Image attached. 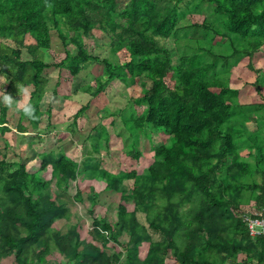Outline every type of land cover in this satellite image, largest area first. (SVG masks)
I'll return each mask as SVG.
<instances>
[{"label": "trees", "instance_id": "16d2710c", "mask_svg": "<svg viewBox=\"0 0 264 264\" xmlns=\"http://www.w3.org/2000/svg\"><path fill=\"white\" fill-rule=\"evenodd\" d=\"M202 14L207 15L202 24L179 27L188 16ZM97 28L110 40L111 58L103 61L91 56L83 42ZM197 30L202 36L194 38ZM52 32L65 54L57 64L43 59L42 51L52 47ZM169 40L178 55L176 65L165 47ZM0 41L12 44L0 43L1 96L6 92L18 100V86L33 89L27 102L35 119L19 110L20 133L27 132L25 121L34 131L43 118L48 132L53 127L52 109H41L46 70H66L75 78L89 64H102L104 76L83 89L92 99L115 80L145 88L116 114L131 141L126 156L143 157L141 133L147 139L159 132L169 137L168 145L153 147L154 161L144 175H113L101 168L93 155L100 154L102 137L109 141L105 129L90 136L91 151L83 163L40 154V171L51 169L57 190L67 192L83 171L102 180L106 191L121 195L116 224L93 220L92 237L101 246L82 240L77 226L62 235L54 225L70 217L49 181L29 173L21 162L0 161L2 257L14 256L16 264H46L54 248L66 264H165L169 254L177 264H264V237L252 238L240 217L246 209L264 207V74L255 69L264 58V0H0ZM23 51L31 60L22 59ZM241 63L259 74L249 91L259 101L231 87L232 70ZM88 109L81 108L76 118ZM7 113L0 104L3 134L10 131ZM126 182H132L129 189ZM86 191L93 216L99 194L94 188ZM86 191L76 188L75 201L83 203ZM137 214L145 216L147 226ZM124 234L126 244L119 241ZM144 244L149 247L141 259ZM242 255L245 260L238 262Z\"/></svg>", "mask_w": 264, "mask_h": 264}, {"label": "rangeland", "instance_id": "374dc122", "mask_svg": "<svg viewBox=\"0 0 264 264\" xmlns=\"http://www.w3.org/2000/svg\"><path fill=\"white\" fill-rule=\"evenodd\" d=\"M206 19L207 15L204 14L190 15L179 27L189 24H202ZM201 34V31L197 30L193 37L199 38L202 36ZM51 38L52 47L49 51H42L44 54L43 59L47 64H57L65 58L63 45L56 32H52ZM83 42L91 56L101 61L111 58L110 40L98 28L89 37L83 38ZM0 43L12 45L9 41H0ZM165 47L171 51L174 65L178 64L179 60L174 41H167ZM72 51L76 52L75 49H72ZM119 56L123 58L122 55ZM22 59L24 61L31 60L27 51H23ZM255 69L264 74V58L256 61ZM104 73L105 67L102 64H89L79 76L75 77V85L73 86V81H70L72 77L68 71H60L55 68L46 70L44 76L48 78L49 82L46 92L50 95V99L47 96L45 97L41 109L44 112L48 108L53 109L54 107L55 109L51 113L53 122L51 131L48 132L46 130V119L43 118L39 131H34L30 124L25 121L23 125L27 128V132L24 134L20 133L17 129L19 110L8 108L7 120L10 131L6 134L0 132V161L8 163L21 162L27 167L29 173H39L45 181H49L50 189L56 195L57 203L65 206L70 217L69 220H58L54 228L60 230L62 235H66L71 226H77L81 239L89 243L94 242L92 237L94 219H104L109 224L117 223V212L121 195L106 191L102 180L90 178L88 176L89 173H83V171H81L78 181L69 185L67 192L57 190L56 181L52 179L51 169L49 168L44 172L40 171V154L54 153L57 156L64 155L77 163H83L86 161L85 154L91 151L90 136L100 129H105L109 134V141L106 143L105 138L102 137L99 144L100 154L93 155L101 165V168L113 175L130 171H136L138 174L144 175L154 161L153 147L169 144V137L166 134L162 132L152 134L149 130L147 132L152 134L150 139L145 138L143 133L140 134L138 151L142 152L143 157L135 161L126 156L124 149L131 141L128 139V134L123 128L120 117L116 114L128 109L132 100L140 97L142 90L145 88L139 86L126 87L118 80H115L110 83L105 93L99 95L96 99H92L83 89L87 86L94 87L95 79L103 77ZM232 74L234 78L232 79L231 87L242 90L244 95L249 96V99L259 101L256 93L249 92L250 86L255 83L259 74L249 70L243 63L235 66ZM67 81L69 82L67 83ZM58 82H60L61 86L57 89ZM142 83L145 84L146 88L151 86V83L145 78L142 79ZM169 84L172 86L170 81ZM3 85L4 79L2 78L0 79V96ZM3 89H5V86ZM27 89L28 95L27 97H20L22 100H27L33 90L30 86ZM55 90L58 94L57 97L53 94ZM64 95V99L75 95V100L72 99L73 107H64L65 100L61 99ZM87 105H89V109L82 116L76 118L77 112ZM136 110L141 114L143 109L138 107ZM247 126L250 130L255 129L254 124L250 122L247 123ZM242 154L244 157L248 156L247 152ZM256 180L260 183L261 178L256 177ZM131 184L132 182H126L124 186L129 189ZM76 188L82 191L94 188L95 192L99 194L98 204L94 208L93 216L89 213L91 204L88 201V192L86 191L84 195L83 203H78L75 201ZM127 208L132 212L134 205L129 203ZM137 218L141 224L147 226L143 214H137ZM153 240L159 241L160 238L153 236ZM119 241L122 244H126L128 237L124 234L119 238ZM94 243L97 246L102 245L99 240ZM148 247V244H144L141 247V259L145 258ZM108 248L112 251L115 245L110 243ZM108 253L110 254L111 252L108 250ZM245 258V255L240 256L238 262H243ZM121 260L122 262L125 261V255L122 256ZM0 264H16L15 257H2L0 255ZM46 264H66V259L56 249L52 248L51 254L46 258ZM165 264L177 263L172 258V255L169 254Z\"/></svg>", "mask_w": 264, "mask_h": 264}, {"label": "built area", "instance_id": "2783aa9c", "mask_svg": "<svg viewBox=\"0 0 264 264\" xmlns=\"http://www.w3.org/2000/svg\"><path fill=\"white\" fill-rule=\"evenodd\" d=\"M240 217L247 226L252 238L264 237V207L256 210L255 208L246 209Z\"/></svg>", "mask_w": 264, "mask_h": 264}, {"label": "clouds", "instance_id": "9594fccd", "mask_svg": "<svg viewBox=\"0 0 264 264\" xmlns=\"http://www.w3.org/2000/svg\"><path fill=\"white\" fill-rule=\"evenodd\" d=\"M18 90L22 96L27 97L28 89L26 87L20 85L18 86ZM0 104L10 109L15 108L16 110H20L26 117L35 119L33 106L28 103L27 100H22L21 98L18 100L14 99L12 95L4 92V94L0 96Z\"/></svg>", "mask_w": 264, "mask_h": 264}, {"label": "crops", "instance_id": "0c3cea01", "mask_svg": "<svg viewBox=\"0 0 264 264\" xmlns=\"http://www.w3.org/2000/svg\"><path fill=\"white\" fill-rule=\"evenodd\" d=\"M79 75H80V74H79ZM79 75H78V76H79ZM47 79H48V78H47ZM74 80H75V78H71V79H70V81H73V86L75 85ZM68 82H69V81H67V83H68ZM48 83H49V82H48ZM58 83H59V85H58L57 89L61 86L60 82H58ZM58 83H57V84H58ZM46 96L50 99V95L47 94V92H46ZM64 97H65V95L62 96L61 99L63 100ZM67 98H68V99H66V98L64 99L65 101L63 100V101H64V107H65V106H68V107H71V106H72V107H73L74 104H73L72 99L75 100V95H74L73 97H71V98H69V97H67ZM44 101H45V100H44ZM44 101H43V103H44ZM63 109H64V108H63ZM63 109H62V110H63ZM52 111H55L54 107H53Z\"/></svg>", "mask_w": 264, "mask_h": 264}]
</instances>
